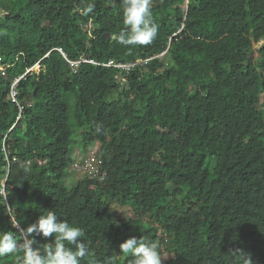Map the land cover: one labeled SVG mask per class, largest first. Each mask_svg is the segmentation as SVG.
Wrapping results in <instances>:
<instances>
[{"label":"trees","instance_id":"1","mask_svg":"<svg viewBox=\"0 0 264 264\" xmlns=\"http://www.w3.org/2000/svg\"><path fill=\"white\" fill-rule=\"evenodd\" d=\"M151 11L154 41L125 47L121 0H0V232L54 211L81 228V264H129L132 236L162 264H264V0ZM75 139L96 174L67 186Z\"/></svg>","mask_w":264,"mask_h":264},{"label":"clouds","instance_id":"2","mask_svg":"<svg viewBox=\"0 0 264 264\" xmlns=\"http://www.w3.org/2000/svg\"><path fill=\"white\" fill-rule=\"evenodd\" d=\"M151 2L121 0L124 27L114 37L120 45L146 46L154 41L158 25L153 19ZM94 9L95 3H88L78 11L87 16ZM95 131L101 133V126L97 125ZM22 167L25 174L30 171L28 167ZM82 235L81 228L59 219L54 211H48L26 228L19 242L12 233L0 232V258L12 254L17 257L18 264H81L88 254L86 243L80 239ZM36 237L53 239L42 243ZM119 248L125 256L131 255L129 264H162L159 245L153 241L132 236L120 243ZM240 256L243 264H253L249 253L241 251Z\"/></svg>","mask_w":264,"mask_h":264},{"label":"rangeland","instance_id":"3","mask_svg":"<svg viewBox=\"0 0 264 264\" xmlns=\"http://www.w3.org/2000/svg\"><path fill=\"white\" fill-rule=\"evenodd\" d=\"M39 67H35L33 69V71L37 72ZM78 142L75 139V142L73 143V147H74V154H73V162L71 163L69 170L66 174V177L64 179V182L67 186H72L75 181L77 179H81L84 178L85 176L91 175V174H96V168H97V160H96V156L93 153L95 150V145H92L89 150L90 151V156L89 154L87 155V153L82 152V150L77 146ZM93 154V155H92ZM89 157H94L95 158V163L93 165V168L91 170H84V169H78L77 167H75V164H83L84 161L89 158ZM112 214L114 216L115 221L118 220H127L128 218H130L131 213L130 211L126 208V207H114L112 210ZM169 255V253H166L164 255V259H167V256Z\"/></svg>","mask_w":264,"mask_h":264},{"label":"built area","instance_id":"4","mask_svg":"<svg viewBox=\"0 0 264 264\" xmlns=\"http://www.w3.org/2000/svg\"><path fill=\"white\" fill-rule=\"evenodd\" d=\"M148 60V59H147ZM142 60H138L137 62L135 63H127V64H116L115 62L113 61H109L107 64H105L106 66H109V67H120V68H123L125 70H129L131 69L132 67H135L138 63H141ZM18 81V80H17ZM15 85H16V82L13 84V87L11 89V98L13 100H15V96H16V90H15ZM95 163V158L94 157H89L87 158L83 164H75V167H77L78 169H84V170H91L93 168V165Z\"/></svg>","mask_w":264,"mask_h":264},{"label":"water","instance_id":"5","mask_svg":"<svg viewBox=\"0 0 264 264\" xmlns=\"http://www.w3.org/2000/svg\"><path fill=\"white\" fill-rule=\"evenodd\" d=\"M186 10H187V6L185 4V9H184V13H186ZM39 67V65H37ZM39 69V68H38Z\"/></svg>","mask_w":264,"mask_h":264}]
</instances>
